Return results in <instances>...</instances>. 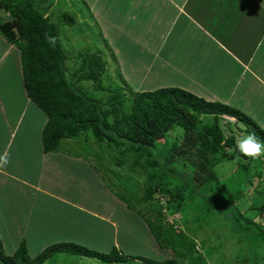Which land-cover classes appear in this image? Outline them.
<instances>
[{"label":"crops","instance_id":"crops-1","mask_svg":"<svg viewBox=\"0 0 264 264\" xmlns=\"http://www.w3.org/2000/svg\"><path fill=\"white\" fill-rule=\"evenodd\" d=\"M59 1L54 0V9L51 7L48 14L55 11ZM112 1L117 4L118 15H113L112 8L104 6L105 2ZM81 9L82 15L68 13L76 19L75 26L81 27V23L91 29L94 24V30L100 32L107 42V50L118 62L122 57L120 40L129 46L123 59L131 61L127 65L131 70L138 62L145 61V56L148 57L145 67L140 70V74L145 72L141 81L145 75L159 76L156 69H151L153 63H157L160 70L170 72L171 69L170 74L174 76L175 69L185 65L189 57L188 61H194V64L188 69L182 68L181 76H176L177 82L169 86H178L206 100L228 105H235L233 102L241 101L244 96L253 97L255 91L263 95L258 87L264 89V0H81ZM63 13L67 12L60 15ZM194 33L203 46L193 45V42L190 46L185 42L190 41ZM125 73L128 80L129 76H135L130 70ZM40 113L34 110V104L27 97L18 49L0 35V194L6 192L12 196L7 203L9 209L15 207L17 201L23 203L21 206L26 213L31 214L37 208L38 215H44L45 227L52 235L49 244L72 242L105 254L116 249L120 256L131 258L102 262L68 253L70 264H147L133 258L152 261L170 258L169 252L159 256L160 259H151L143 257V251H131L137 245L149 250L153 245L157 247L148 226H143L146 235L133 234L127 227L121 228L124 236H120L111 214L115 213V206L124 204L112 193H106L105 187L102 188L105 190L103 194L111 201L103 208L101 203L89 200L82 193L85 192L83 187L91 193H98L101 189L97 184L101 180L100 170L94 166L92 152H85L88 146L96 147L95 143L80 136L61 140L57 151L44 152L40 138L46 117L42 118ZM257 123L264 131V119ZM228 135H232L230 128ZM18 145L19 153L15 151ZM25 149L32 151L26 154ZM22 153L31 160L26 168L20 165ZM78 162L87 165L95 183L90 177L83 182L87 171L78 168ZM123 170L124 174L127 173L125 168ZM52 172L55 179L50 178ZM72 178L74 182L76 178V183L70 182ZM39 200L41 202L36 206ZM21 242L27 247L24 238ZM53 256L57 259L59 253ZM77 256L80 258H75Z\"/></svg>","mask_w":264,"mask_h":264},{"label":"trees","instance_id":"trees-1","mask_svg":"<svg viewBox=\"0 0 264 264\" xmlns=\"http://www.w3.org/2000/svg\"><path fill=\"white\" fill-rule=\"evenodd\" d=\"M53 2L0 0V35L18 49L27 97L46 116L40 138L44 152L57 151L61 140L80 136L88 142L94 138V143L101 149L115 146L119 151L116 150L117 154L126 155L125 158L114 156L117 166L130 173L145 174L142 200L151 202L155 192H159L166 197L161 208L167 214L181 210L187 193L208 196L204 200L208 205L220 199L229 207L223 196L213 198L207 194L214 182L238 200H252L244 196V187L247 184L254 186L252 181L260 180L261 172H256L252 179L244 177L245 182L237 190L229 191L228 185L220 182L215 167L223 160L249 159V156L239 152L235 137L225 135L220 124L223 116L242 123L243 130L240 131L252 132L258 140L264 141V131L258 124L239 109L206 100L178 86L132 92L130 97L121 94L123 88L120 86L117 89L121 91H110L105 101L89 97L67 79L65 63L68 55L58 40L60 27H74L76 19L63 13L52 21V14L48 12L52 11ZM88 56L90 60H87ZM80 57H83V63L77 69L83 74L80 78L91 81L95 89H101L104 71L101 57L97 54L82 55V52ZM85 66H88L86 72L83 69ZM159 145L165 147L164 153L156 151ZM240 166L246 172L247 165ZM190 167V173H179L178 169L188 170ZM179 175H182V180ZM246 212H250L252 218L257 217L258 223L251 221L252 224L242 226L240 218H245V215L239 216L233 210H230V215L222 213L231 222V231L238 235V240L248 245L252 239L261 242L264 261V199L258 205L250 204ZM155 213V218L145 219L146 225L157 244L161 248L168 246L175 249L176 255L163 261L141 257L133 259L147 264H182L187 255L178 248L183 246L196 255L194 258L202 261V256L195 250L194 240L176 232L172 225H162L160 209ZM167 230L170 232L168 236ZM171 238L177 240L170 241ZM57 253L93 257L102 262L131 259L120 256L116 249L105 254L72 242L53 243L33 257L29 256L25 243L21 242L13 253L5 254L0 242V261L4 264H44Z\"/></svg>","mask_w":264,"mask_h":264},{"label":"rangeland","instance_id":"rangeland-1","mask_svg":"<svg viewBox=\"0 0 264 264\" xmlns=\"http://www.w3.org/2000/svg\"><path fill=\"white\" fill-rule=\"evenodd\" d=\"M119 4V3H118ZM107 5L110 9V12L113 15H118V8L116 7L114 1L112 2H105L104 6ZM115 8V9H114ZM73 13L77 15L81 13V0H60L59 5L56 7L55 11L52 13V21H56L58 16L63 12ZM83 13H81L82 15ZM81 18L78 19V21ZM81 27H73V29H64V27H60V33L58 36V40L62 45V49L67 53L68 58L66 60V76L70 82L79 87L83 93L88 95L91 98L98 99L100 101H105L106 98L109 96L110 91H121L117 88L120 86L123 88L121 94L130 97L132 92H139V91H151L156 89L153 86L159 87H166L169 86L171 83H176L178 78L176 76H181L179 74L180 71L183 69H188V66L193 65L194 61H188L189 57L186 58V64L176 68V72H173L174 76L170 72L166 70H160L157 67V63H153L154 65L151 66L153 71L158 72L159 76H146L141 81V76L143 73L140 74L141 67L147 63V56H145V61L138 62V64H133V69L131 70L127 65L131 63L128 58L123 59L124 52H127L129 46L124 44L123 40H120V44L123 46L120 48V52L122 57L119 58V62L116 58L111 56L110 51L107 50L106 44L107 42L104 40L103 37L100 36V32H96L94 28L96 27L94 24L91 25V29H88L85 25L80 23ZM88 29L85 32V29ZM195 33L191 37V42L186 40L187 44L191 43L194 45L197 43L198 46H203L204 43H199L198 39L196 38ZM87 39V41H86ZM202 41H204L202 39ZM88 43L85 46V43ZM119 44V45H120ZM82 48V49H81ZM82 52V55H94L101 57L104 65V71L102 74V88L95 89L92 85V82L89 80L81 79L80 76H83L82 73L78 72L77 69L83 63V57H80L79 53ZM200 61L202 62V50L200 51ZM91 57H87V60H90ZM88 65V64H87ZM84 71L88 70V66L83 67ZM127 70H130L135 76H129L130 80H128L125 76ZM85 71V72H86ZM83 72V70H82ZM140 74V76H139ZM128 81V82H125ZM141 90H137L140 89ZM158 88V87H157ZM108 90V91H107ZM258 91H261L263 95L254 92L252 95L253 97H245L244 99L236 100L235 105H230L236 109L241 110L244 114H246L249 118H251L256 124L258 121H263L264 119V89L262 87H258ZM111 95V94H110ZM256 99H255V98ZM258 99V100H257ZM128 101L126 102V105ZM33 106V105H32ZM32 108V107H31ZM34 110L36 112H41L40 115L42 118L46 117L44 112L34 105ZM39 110V111H38ZM231 122H227L224 119H221V125L225 130V135H228V129L232 130V136L235 137L236 142L243 137L246 132L239 134V130H243V125L240 122L235 123L232 119ZM234 122V123H233ZM90 135L89 133H87ZM23 135H21V139H23ZM169 136H166V138ZM91 141H96L94 138L90 139ZM171 142V139L169 140ZM168 144V143H167ZM96 147L86 148L85 152H92L93 156L91 157L94 161V166L96 169L100 170L101 180L98 181V185L100 186V191L96 192H87L85 187L83 189L85 192L82 191L84 196H88L89 200H93L95 203H101L102 208L105 206L110 205L109 198L104 196V189L103 187L107 188L106 193H112L117 199H119L124 206L118 205L115 206L114 211L111 214L112 219L117 222L120 236H124L123 231L121 228L130 227L133 234L136 235H146V230L143 228L144 224H146L145 219L147 217L155 218V211L160 209L161 214V222L162 225L167 227L168 225H172L176 232H181L185 236L191 237L196 246L195 250L202 256V261L199 259L194 258L196 255L189 252L188 247L178 248L181 249L182 252H185L187 257L184 258L185 260L182 264H264L262 259V246L261 242L257 240H250V245L246 244L243 241L238 240V235L231 231V222L225 217V214L230 215V210L235 211L237 215L241 217V225L244 224H252L251 221L257 222L259 219L252 218V214L246 212L250 204L254 203L258 205L263 199L264 195H262V191L264 189V153L261 155L253 158L249 156V159L245 160L243 158L238 157V160H229V161H221L215 167L216 175L220 178V182L222 184L228 185V190H237L244 182V177L251 178L256 174V172H261V178L258 181L253 180V185L247 184L245 186V193L244 196L246 198H252L246 202L245 200H238L235 196L229 195L224 189L219 187L216 182L212 183V189H208L207 194L209 197H221L223 196L224 199L227 201L228 206L220 199L215 200L214 204H207L204 200L207 198L206 196L198 197L195 194H185V202L182 205V208L179 212L174 214H167L163 208H161V204L166 201V197L159 192H155V198L153 201L145 202L142 200V189L144 188V181H146L145 174L141 172H132L124 174V167L122 166H114L115 157L116 158H125L126 155L121 156L117 154L116 150L118 151L115 146H110V148H99L97 144ZM19 145L17 146L16 150L18 152ZM165 147L163 148L162 145H159L156 148V151L160 153L165 152ZM14 150H12L9 154L11 155ZM32 150L25 149L24 152L26 154L31 153ZM17 152L14 154L17 155ZM119 152V151H118ZM19 153V152H18ZM115 156V157H114ZM21 159V166L27 167L28 163L31 160L22 153L20 156ZM58 160L55 161L56 164ZM51 163H53V158ZM247 165L246 172L243 168L239 165ZM78 168L81 167L87 171V176L83 177V182H86L88 179H92L94 183L96 179L87 169V165L81 162L77 163ZM56 165L55 168H57ZM54 168V169H55ZM121 170H120V169ZM180 174L184 172L191 171V167L188 170L178 169ZM47 174V172H45ZM190 173V172H189ZM51 179L54 178V173H49ZM67 175V174H66ZM109 179H106V177ZM90 177V178H89ZM177 179V177H174ZM179 178L182 180V175H179ZM70 182H74V178L70 180ZM82 182V183H83ZM76 183V178L75 182ZM176 183L179 184V180H176ZM219 184V183H218ZM93 186V183H92ZM69 189L67 188V191ZM191 191L190 189H187ZM264 192V191H263ZM99 195V196H98ZM191 195V196H190ZM9 193H2L0 194V242L2 244V250L5 254H11L14 249H16L20 243V241L24 238L27 243V250L30 257H33L45 247L51 245L50 240L52 235L49 234L47 231L45 224H44V215H38V209L32 210L31 214L29 211L26 213L24 210V206L21 205L23 203L16 202V206L12 209H9L7 203L8 201L12 200ZM99 197V199H97ZM113 203H117V200L111 198ZM158 200V202H157ZM88 205H91L90 201L85 199ZM225 201V202H226ZM41 201L36 202V206L39 205ZM19 203V204H18ZM212 205L214 207H212ZM218 205V206H216ZM132 206V207H131ZM215 207H218L215 208ZM113 208V207H112ZM223 212V213H222ZM242 214V215H241ZM264 224V217L262 220ZM252 227V226H251ZM254 228V227H252ZM167 230V236L170 232ZM176 237L177 236H173ZM176 238L169 239L170 241H176ZM186 238V237H185ZM176 239V240H175ZM29 240V241H28ZM32 241V242H31ZM151 242V241H150ZM157 243V242H156ZM120 244H124L123 241H120ZM176 244L175 246H177ZM192 245V244H191ZM157 247L146 248L145 246H139L132 248L131 251L139 252L143 251V257L149 256L151 259H160L159 256L166 253H171L170 258L175 257V249L173 250L171 247L165 246L161 248L158 244ZM84 247V246H83ZM161 248V249H158ZM186 248L188 250H186ZM186 250V251H185ZM73 255V254H71ZM65 253H59V257L57 259L51 257L49 260L46 261L44 264H70L72 261L69 260L70 254L67 253L66 257ZM80 258V257H75ZM162 261V260H160ZM0 264H4L0 261ZM102 264V263H99ZM131 264V263H127Z\"/></svg>","mask_w":264,"mask_h":264},{"label":"clouds","instance_id":"clouds-1","mask_svg":"<svg viewBox=\"0 0 264 264\" xmlns=\"http://www.w3.org/2000/svg\"><path fill=\"white\" fill-rule=\"evenodd\" d=\"M223 118L225 121H231L230 119L234 121V119L231 117L223 116ZM236 147L244 156H250L253 158L264 153V141L258 140L255 134L252 132H248L243 137H241L237 141Z\"/></svg>","mask_w":264,"mask_h":264}]
</instances>
